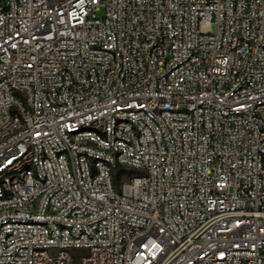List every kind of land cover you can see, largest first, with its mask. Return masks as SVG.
<instances>
[{"label":"built area","instance_id":"built-area-1","mask_svg":"<svg viewBox=\"0 0 264 264\" xmlns=\"http://www.w3.org/2000/svg\"><path fill=\"white\" fill-rule=\"evenodd\" d=\"M0 264H264V0H0Z\"/></svg>","mask_w":264,"mask_h":264},{"label":"trees","instance_id":"trees-1","mask_svg":"<svg viewBox=\"0 0 264 264\" xmlns=\"http://www.w3.org/2000/svg\"><path fill=\"white\" fill-rule=\"evenodd\" d=\"M124 172V170L122 168H119L118 169V172H117V178L119 177L120 174H122Z\"/></svg>","mask_w":264,"mask_h":264},{"label":"rangeland","instance_id":"rangeland-1","mask_svg":"<svg viewBox=\"0 0 264 264\" xmlns=\"http://www.w3.org/2000/svg\"><path fill=\"white\" fill-rule=\"evenodd\" d=\"M211 30H212V32H216V25L215 24L211 26Z\"/></svg>","mask_w":264,"mask_h":264}]
</instances>
